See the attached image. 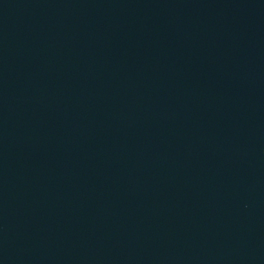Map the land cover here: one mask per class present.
<instances>
[{"label": "water", "instance_id": "95a60500", "mask_svg": "<svg viewBox=\"0 0 264 264\" xmlns=\"http://www.w3.org/2000/svg\"><path fill=\"white\" fill-rule=\"evenodd\" d=\"M0 264H264V0H0Z\"/></svg>", "mask_w": 264, "mask_h": 264}]
</instances>
